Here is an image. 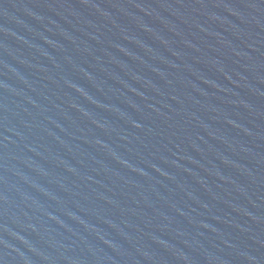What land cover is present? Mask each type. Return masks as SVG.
Wrapping results in <instances>:
<instances>
[{
  "label": "water",
  "instance_id": "95a60500",
  "mask_svg": "<svg viewBox=\"0 0 264 264\" xmlns=\"http://www.w3.org/2000/svg\"><path fill=\"white\" fill-rule=\"evenodd\" d=\"M0 264H264V0H0Z\"/></svg>",
  "mask_w": 264,
  "mask_h": 264
}]
</instances>
